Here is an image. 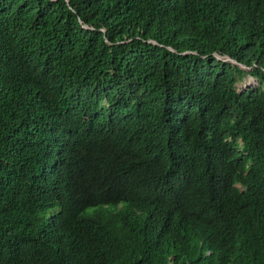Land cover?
<instances>
[{"label": "trees", "instance_id": "trees-1", "mask_svg": "<svg viewBox=\"0 0 264 264\" xmlns=\"http://www.w3.org/2000/svg\"><path fill=\"white\" fill-rule=\"evenodd\" d=\"M248 76L264 0H0V264H264Z\"/></svg>", "mask_w": 264, "mask_h": 264}, {"label": "rangeland", "instance_id": "rangeland-1", "mask_svg": "<svg viewBox=\"0 0 264 264\" xmlns=\"http://www.w3.org/2000/svg\"><path fill=\"white\" fill-rule=\"evenodd\" d=\"M243 71H246L247 69H244L240 67ZM264 89V84H261L260 81L256 78L252 77H245L243 84L238 86V90L246 89V88H252V87H259Z\"/></svg>", "mask_w": 264, "mask_h": 264}, {"label": "water", "instance_id": "water-1", "mask_svg": "<svg viewBox=\"0 0 264 264\" xmlns=\"http://www.w3.org/2000/svg\"><path fill=\"white\" fill-rule=\"evenodd\" d=\"M68 2V0H66Z\"/></svg>", "mask_w": 264, "mask_h": 264}]
</instances>
